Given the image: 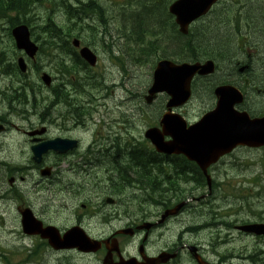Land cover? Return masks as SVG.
Wrapping results in <instances>:
<instances>
[{
  "label": "rangeland",
  "instance_id": "rangeland-1",
  "mask_svg": "<svg viewBox=\"0 0 264 264\" xmlns=\"http://www.w3.org/2000/svg\"><path fill=\"white\" fill-rule=\"evenodd\" d=\"M94 1H97L106 9L105 13H103V24L100 22L98 14L92 18L88 17V20L82 19L83 15L71 9L66 0H59L57 5L51 3L52 1L50 0H43L41 3L36 2L37 5L35 3V7L37 6L38 9L34 7L35 13L27 14L26 19L28 20V26L31 27V34L38 36L35 38L40 48V51L32 61L26 59L28 71L25 73V78L34 84L36 91H40L34 102L36 112L32 113L27 119L21 116L22 119H20L17 117L18 115L7 116L8 104L19 109L24 106L16 103V98L9 101L3 99L5 92L9 95V90L18 85L19 82L16 75L11 74L10 71H3H5L8 63L12 64L10 69L13 70L16 60L23 54L14 46L8 19L0 18V58L2 60L0 61V110H2L0 115L6 114L7 122H14L16 125L27 128L30 124H38L37 122L40 121L39 113H42L43 116L46 114L44 117H49L47 120H54L61 126L57 127V125L52 123L48 137H55L56 135L72 137L79 139L81 143L78 150L74 149L68 154L45 158V166L51 165L52 169L50 172L54 174L51 179H48V182L42 179L37 171L31 169L29 172L24 173V180L27 181L26 185L20 183L21 181L18 177L15 183V185L17 184L16 186H20L17 188L18 190L13 192L8 189L0 196V264H101L102 254H98L95 257L76 252L55 251L47 244L41 243L38 237L26 235L21 230L20 216L17 212L18 206L29 207L35 216L45 222V224L55 225L60 230L72 225H81L88 230L90 236L105 238L114 229L124 226L128 221H137L146 217L151 218L152 221L156 220L160 209L158 202L162 201L160 200L161 194L167 199L170 196L181 194L183 190H190L195 185L193 179L191 182L185 181L181 183L177 179L176 181L180 183L183 190L176 189L168 194L160 192V196L152 195L150 196L151 199L146 201L147 195L140 190H136L135 186L112 185L110 183L113 172L111 176L109 169L111 167L108 165L109 157H104V161H106V164H104L101 154H110L111 151L114 153L117 148V146L115 147L117 140L124 138L128 130L131 131L132 136L135 138H141L146 129L156 121L159 122L160 115L165 111V104L168 99L166 95L158 94L153 101V97H150V94L147 93L150 90L149 87L156 62L166 57L176 63H181L188 61V53H180L181 51L175 50L177 44L174 38L180 37L175 33L176 30L169 21L168 27L166 26L170 29V32H167L168 37L165 34L166 27L160 28V25L151 26L149 34L143 38V43L133 45L136 46V52L129 50L128 45L133 42L130 41L128 45L126 44L124 32L132 31V26L134 25L132 10L137 6L135 2H140V0ZM172 1L159 0L161 6L159 5V8L156 9L163 12L164 7L166 6L167 8ZM226 1L228 2L227 6L237 3V0ZM258 1V4L262 3L260 2L262 0H257L256 4ZM73 5L76 6L75 3ZM236 9L237 5H235L233 10L231 9L227 12L228 19L222 21L224 31L228 32L226 21L235 20ZM147 10L155 9L146 6L144 13L149 12ZM47 11L51 15H47ZM47 17H50L63 31L60 29L55 30L54 28L52 31L44 30ZM109 18L110 21L108 20ZM210 19H212V16L194 23L191 28L192 31L194 32L195 29L199 31L208 24L218 21V19H215L201 26L205 20ZM161 20L165 21L164 19ZM67 24H74L72 30L68 29ZM102 28L106 31L108 38H110L105 41V44L109 46L111 43L110 46L114 48L115 42L120 40V47L124 50L127 60L124 59V63L121 65L125 69L124 72H121L118 67H112L110 75L104 79L105 84L114 80L118 81L117 85H111L108 89H105L102 83L94 79L88 69H82L80 65L70 62L72 57L69 53L72 50L67 48L64 43L68 39L77 38L84 44L92 45L97 42L96 35H98V31L99 36H101ZM172 30H175L174 33ZM63 33L68 36L63 37ZM237 36L235 31V36L232 34L234 42L230 52L233 59L236 58L235 44ZM32 38L34 39L33 35ZM134 39L136 40V38ZM140 48L146 49V51L143 50L144 53L148 52L147 61L142 64L133 63L131 58L138 54L139 56L142 55ZM96 49H98L101 60H104V57H106L105 50L97 46V44ZM58 64H64L74 71L73 73H66L71 82L76 81V83L82 85L81 82L83 80L80 79L90 76V80L82 85L84 93L88 91L89 98L73 92L72 83L66 80L65 75H57L59 73H56L55 70L58 69ZM101 64L106 63L102 61ZM224 64L219 67L222 72L218 73V75H222V79L224 78ZM41 72L51 75L53 78L52 83L55 82L53 87L57 89V95L52 92L50 94L49 88H45L40 81ZM57 82L64 84L65 91H69L72 95V97L68 98H74V101L77 102L74 103L75 105L68 106L60 103L57 106L54 103L59 96H62V94L58 93V86L55 85ZM23 84L24 80L22 81ZM22 85L16 87L20 88ZM202 90L198 89L196 94ZM147 94L150 97L147 103L150 104H146L144 100V96ZM77 95L80 96L75 98ZM19 102L22 103V101ZM202 103L203 101H199L198 98H193L187 107L188 112L194 115L198 106ZM4 104H6L5 109H3ZM26 106L28 113H31L29 105ZM79 106L85 109H79ZM74 107L78 108V115H81L83 120L89 119L85 122V125L77 123L81 120L77 118V111H74ZM81 110L85 111L83 115ZM10 134L14 136H10ZM18 139V135L12 131L7 132V134L0 133V160L7 161L15 169L19 168L16 166L26 167L33 165V162L31 163L29 159L31 154L25 146V140L19 141ZM117 144L119 149L125 146L123 140L118 141ZM86 148L87 150L84 154L80 153V149L84 151ZM110 148H112L111 151ZM234 154H237V156L227 157L226 161L235 164L236 167L225 171L224 175H228L230 180L222 177V188L220 189L221 193L227 195V198L218 205L222 209L218 216L227 225L222 227L221 233L218 231L217 234H213L211 239L208 240V242L212 241L218 235L222 238V244L216 246L218 255L214 254V256H211L209 252L208 258L211 262L218 263V258L223 256L224 261L221 264H264V235L257 237L252 234H240L233 226H229V224L242 225L249 221L264 223V153L262 151H247L243 148ZM79 161L80 163H78ZM101 161H103L102 164ZM12 172L13 170L9 172L8 169L0 168V182L4 183V186H7L6 180L13 174ZM81 176L86 177V179L82 181ZM129 177L131 178L133 175L130 174ZM39 179L42 184L37 183ZM51 180L59 181L51 182ZM100 180L102 181L100 182ZM167 182L169 185L171 182L172 186L178 187L170 179ZM113 183L116 184L117 182ZM117 186L122 188L119 193L113 191ZM181 186L178 188H181ZM241 188L245 190L243 193L248 195L246 200L232 197L238 196V193H240L238 189ZM205 192L206 188L203 184L199 191L192 194L194 200L190 202V207L188 206L178 219L170 221L160 231L165 246L177 240V234L185 223L194 224L201 220L208 221L205 214L206 201L203 200ZM5 193H9V195L14 193L15 195L10 199L9 196L4 195ZM107 196L116 199L114 200V205H105L104 199ZM83 204L86 207H83ZM98 209L105 211L102 213L103 215L98 214ZM104 213L113 214L114 216L105 223L103 217L106 215ZM127 213L129 218L128 215H125ZM211 213L212 218H214L215 212L213 208ZM78 220H80L79 223L77 222ZM208 233L209 231L201 232L197 236L186 234L181 236L179 241L183 244L200 243L203 239L210 238ZM157 234L158 232L154 231L152 235L154 248L161 246L160 243H157ZM128 242L125 241V244ZM259 251L263 252V254L258 256V260L252 262L247 259L249 254H256ZM188 260L189 258L184 256L182 263L189 264Z\"/></svg>",
  "mask_w": 264,
  "mask_h": 264
},
{
  "label": "flooded vegetation",
  "instance_id": "flooded-vegetation-1",
  "mask_svg": "<svg viewBox=\"0 0 264 264\" xmlns=\"http://www.w3.org/2000/svg\"><path fill=\"white\" fill-rule=\"evenodd\" d=\"M256 1L257 0H238L237 9H236V17H235L236 21L235 20L229 21V22L226 21V29L228 30V32H230L231 34L235 36V31H236V34L238 35L236 44H235V49H236L235 57L236 58L233 59L231 55V59H230V62L233 61V65L231 66V68L228 66V64L217 62V60L212 56H202L199 58V56L195 55L197 57H193L195 60H200V61L213 60L216 63V65H214V69L211 72L206 73V74H196L191 81L192 99L196 97L199 99V101H203V103L198 106V109L196 110L194 115L188 112L187 110L188 104H185L177 109L179 114L188 118V120L191 119L192 121L189 120L190 122H194L196 121L197 118H200V116H202L203 114L213 111L215 109L216 102L218 99V96L216 95L215 91L221 86L228 85L232 88L230 90H227L224 96L226 100L228 101V103L232 105V109L239 114L243 113V114L248 115L250 119L261 118L262 120H261V124L259 125V129L264 131V32H263L264 31V10H263L264 4L263 3L258 4L259 1L256 4ZM261 12H263V14ZM207 22L209 21H205L203 23L206 24ZM197 34L195 35L193 34V36L195 37L197 36ZM223 64L226 70L224 69V78L222 79L221 78L222 75L221 74L218 75V73L220 71L222 72V70H219V67ZM52 81H53V78H52ZM54 83L55 82H53L49 86L50 94L51 92L54 93L53 92V90L55 89L53 87ZM55 85L58 86L59 84H55ZM198 89H203V90L200 91L198 94H196ZM8 113L14 114L15 116L18 115L17 117L22 119L20 117L21 116L20 109L16 106H12L9 109ZM1 117H0V121L2 120L1 123L5 125L4 127L5 131L2 133L7 134V132H11V131L14 132L15 134L18 135L19 141L25 140L26 142L25 146L27 147V149H29L33 144L36 143L34 140L39 139L37 135L33 137L29 136L28 132L36 130L38 124H40L42 121H38L37 122L38 124H34V125L30 124L29 127L24 128L19 125H16V123L14 122H6L7 120ZM24 119H27V118H24ZM47 119H49V117L46 119H42L43 124L45 126L44 130L46 132L45 133L46 136L44 137V139H53L55 137H58L57 135L55 137L47 136L52 123L53 125H57V127H61L54 120H47ZM77 123L81 124L80 121H78ZM219 134L220 133H219L218 127L209 128L208 135L210 139H212L215 136H218ZM10 136H14V135L10 134ZM10 140H12V138H10ZM210 145L212 147L215 146L212 143ZM243 148L246 149L247 151H262L264 153V144L259 145V146H250L249 144L248 145L246 144L238 145L234 149H232V151H230L229 153L220 155L214 161L207 163L206 173L208 175V178L203 174L202 170L198 167V165L195 162L189 161L184 156H175L177 160L183 163L182 165L184 166V171L189 173L188 175L189 182H191V180L193 179L195 181V185L192 186L190 190H183V187L181 186V188L178 189L180 191L183 190L181 194L176 195V196H170L167 199L164 198L165 201L162 204H160L159 214L156 219L157 221L151 222L152 225L150 226L148 230L138 229V226L143 224L144 221H146L147 219H151L147 217L144 221H142V218H141L140 220H137V221H132V222L128 221V223H126L124 226H121V228H126V227L132 228L133 234L131 236H124V235L116 236L118 238L117 241L119 243V246L122 247L121 248L122 251L119 254V257L120 256L124 258L134 257L136 260L141 262L143 259H147V257H157L160 259V254L167 252V253L175 254V257L167 261L166 264H184L182 263V259L184 258V256H187L189 258L188 260L189 264H197L195 261V257H198L200 260L204 261V264H221L224 261L223 256L220 257V261H218V263H213L208 258L210 249L212 247L220 246L222 244V238H220L221 236L218 235L214 239H212V241H209V242L208 240L211 239L213 234H217L218 231L221 233L222 227L227 225V223L223 222L220 216H218V214L221 213L220 211L222 210L218 205H220L222 201L225 198H227V195L221 193L220 191V189L222 188V177L223 179L227 180L228 175H224L225 171L229 169H235L236 167L235 164L228 163L226 161V158L230 156L236 157L237 154H234V153L237 151H240ZM111 150L112 148H110V151ZM215 152H216L215 148H212L211 155H214ZM110 154L103 153L101 154V156L103 160H104V157H109L108 165L111 167V169L109 168L111 172V176L113 172L112 178L121 186H135L136 187V185L133 182H131V178L129 176L130 174H139L140 172H143V167H144L143 159L142 158L140 159L138 155H134L129 159V161H126V158L122 154V152L117 154L116 152L112 153L111 151ZM54 155L55 154L53 152L49 151L46 155V158L47 157L53 158ZM173 156L174 155H172L171 158ZM137 158L139 162L141 161L142 162L139 163L137 161ZM167 158L171 160L170 157H167ZM101 164H102V161H101ZM104 164H106V161H104ZM126 165L129 166L130 169L129 167L126 168L127 167ZM140 165L143 167H141ZM48 167L50 168V170L52 169L51 165H48ZM35 168H38V166L36 165ZM118 171L121 174L123 173L124 175L123 174L121 175ZM53 175L54 174H51V177H53ZM125 175L128 177H126ZM112 178H110L111 184H113L112 181H114ZM81 179L82 181H84L86 177L81 176ZM54 181H59V180H51V182H54ZM101 181L102 180H100V182ZM148 182L145 183L143 186L150 185L151 187H154L160 184L159 182H155V181H148ZM203 184L205 185V188H206V192L203 194L204 196L203 200L206 201L207 207H205L206 208L205 214L207 216L208 221L201 220L200 222H196L194 224L185 223L187 225L185 224L184 226L182 225V228L179 231V236L181 237L186 234L197 236L201 232L209 231L208 234L210 238L203 239L202 241L203 244H200L201 241L200 243L183 244V243H180L179 241L180 239H179L176 242H173L172 244L165 246L163 239H162V233H160V231H162V229L170 221L178 219L179 216L182 215L184 210H186V208L188 207L187 205L189 203L184 204V206L181 208V210L176 216L167 217L164 220V222L160 224L161 214L164 212L165 209L173 205H176L182 201H185V200L193 201L194 197L192 194L199 191L203 187ZM6 185L7 186H4V183L0 182V195H2L8 189H11L14 192V191H17L18 187H20V186L11 185L8 182ZM104 203L105 205H107L106 199H104ZM169 204H172V205L169 207L165 206ZM83 207H86V206L83 204ZM212 208H213V211L215 212L214 218H212V213H211ZM104 215H106V218L108 220H111L114 216L113 214H109V213L107 214L104 213ZM128 218H129V215H128ZM216 221H220V222H216ZM77 222L79 223L80 220H78ZM253 222H257V221H253ZM232 226L236 230V227H235L236 224L234 225L232 224ZM116 230L118 229H114L111 233L108 234V236H106L105 239L112 240L115 237L113 233ZM154 231L158 232L157 243H160L161 245V246H158L157 248H154V246L152 245L153 242H152L151 237ZM236 231L239 232L240 234H244L238 230ZM125 238H129L127 241L137 238V243L129 246L130 249H126V251L124 249L126 248L127 244H123V241L125 240ZM191 246L195 247L194 253H189L188 251V248ZM102 250H103L102 252L100 251L99 253L94 254V256L96 257L98 254H102L104 256L105 249H102ZM72 252H76V251H72ZM214 253L218 254L215 250H214ZM258 256L259 255H256V254H249L247 256V259L249 261L255 262L256 260L259 259Z\"/></svg>",
  "mask_w": 264,
  "mask_h": 264
},
{
  "label": "water",
  "instance_id": "water-1",
  "mask_svg": "<svg viewBox=\"0 0 264 264\" xmlns=\"http://www.w3.org/2000/svg\"><path fill=\"white\" fill-rule=\"evenodd\" d=\"M215 1L216 0H177L169 7V10L175 15V21L179 25L180 31L185 33L187 31V25L196 17L204 14L209 9L211 4ZM12 35L14 36L16 47L20 50H23L29 57H33L37 50V46L30 40L28 28L25 25H19L12 30ZM81 53L84 58L94 61V57L87 49H82ZM18 64L20 69L24 71L25 65L21 59H19ZM212 66L213 63L211 61H208L204 65H201L199 63H182L178 65L168 60H162L158 63L157 67L154 70L153 85L151 87L150 94L153 95L157 91H165L171 97L169 101L170 105L174 106L182 104L188 99L190 95V80L194 73L197 71H210L212 69ZM42 79L45 83H48L49 78L47 75H43ZM227 90L230 89L222 88L218 91H221L223 92L222 94H224L227 92ZM218 109H221L222 111L227 110V104L220 100ZM212 115L213 114L206 115L202 119L200 124H206V122ZM225 116L228 118L232 117L228 113H226ZM214 117L215 116H213L212 121H215ZM237 120L238 118L234 117L230 120L225 121V125L227 126L228 131ZM260 122L261 120H254L250 123H241L245 136L239 134L230 135L229 142L236 141L237 143H240L250 141L251 144H255V141H257L258 143H262L264 131H258ZM146 136L150 137V139H152V142L156 146H158V148H160V134L156 129L148 130L146 132ZM203 142L205 144L204 140ZM204 147V145L201 146V148ZM45 148L46 147L44 146L36 147L35 149L33 148L35 155L34 157L37 160H39V157L45 151ZM204 149H206V147ZM199 153L200 152L197 150L196 154L199 155ZM195 159L198 160V163H200V158ZM21 215V223L24 232L40 234L42 237H46L49 240V243L55 248H70L74 246H77L83 250H95L98 248V244L96 242L91 243L90 241L82 238V233H79V230L77 228L69 230L63 235V237H60L57 229H55L54 227L47 226L43 228L41 222L37 221L32 216L29 209L21 211ZM243 229H251L256 233L264 232V229L252 225L248 228L244 227ZM164 260L165 259L163 257H160V262ZM107 262L111 261L105 259L104 264H107Z\"/></svg>",
  "mask_w": 264,
  "mask_h": 264
},
{
  "label": "trees",
  "instance_id": "trees-1",
  "mask_svg": "<svg viewBox=\"0 0 264 264\" xmlns=\"http://www.w3.org/2000/svg\"><path fill=\"white\" fill-rule=\"evenodd\" d=\"M33 1L34 0H0V18L6 17L8 19L9 24L11 25L17 24L20 22L28 24V20L26 19V16L31 11ZM53 3L57 4L59 3V0H53ZM90 3H91L90 0L85 2L84 9L86 8L87 5H88L87 7H90ZM262 3L264 4V0H262ZM94 4L95 3H92L91 5H94ZM91 7L93 8V10L95 8L96 10L101 11L99 6H91ZM224 10H228V9L224 8ZM147 11L149 12H146L144 14L135 15L134 25L132 26V31L124 32V38H125L126 44L128 45L130 41L133 42L128 45V49L129 50L131 49V51L133 52H136V46H133V45H135L136 43L138 44L143 43V32L144 31L150 32L149 29L151 28V26H156V25H160V28L166 27V26L168 27V20L167 18H165L164 13L161 12V10L155 9V10H147ZM261 13L263 14V12ZM223 18L224 16H222L221 14L214 15L213 19H210V20L218 19V21H214L208 24L207 26H205L203 29H200L199 31L195 29V31L192 33L194 35L198 33L197 36L195 37L192 35L187 38L185 36L183 37L181 35H178L180 38H174L175 39L174 41L177 44V48H175V50L181 51L180 53L187 52L190 55V57H195V55L212 56L217 60V62L228 64V66L231 68L232 62H230V59H231L232 54H230V52L233 46V38L229 32L223 30V23H222V21H224ZM161 19H164L165 21ZM50 24H51L50 21L47 20L45 22L44 30L52 31V28H54L55 30L59 29L57 25L55 27L53 23L52 25ZM167 27L165 29V34H167V32H170V29ZM172 32L174 33L173 30ZM133 37L136 38V40ZM167 37H168V34H167ZM143 50L144 49L140 48V51H142V55L139 56L138 54V55H135V57L131 58L133 63L142 64L147 61L148 52L144 53ZM0 57H1V54H0ZM10 65L12 64L8 63L6 65L5 72L10 71L12 74L19 77L20 75L18 74V71L16 70V68H13V70L10 69ZM33 85H34L33 83H30V86H33ZM25 91H27V89L20 90V92L18 93L19 96L17 97L18 100L22 101L26 99ZM11 98L12 97H8V99H11Z\"/></svg>",
  "mask_w": 264,
  "mask_h": 264
},
{
  "label": "bare ground",
  "instance_id": "bare-ground-1",
  "mask_svg": "<svg viewBox=\"0 0 264 264\" xmlns=\"http://www.w3.org/2000/svg\"><path fill=\"white\" fill-rule=\"evenodd\" d=\"M29 2H30V1H29ZM25 5H26V4H25ZM90 5H91V3H90ZM87 6H88V5H87ZM87 6H86V7H87ZM20 11H21V10H20ZM247 15H248V14H247ZM81 16H82V15H81ZM83 17H84V15L82 16V18H83ZM261 17H262V16H261ZM262 18H263V17H262ZM240 19H241V18H240ZM235 20H236V19H235ZM247 21H248V20H247ZM237 22H238V21H237ZM245 22H246V21H245ZM257 26H258V25H257ZM259 27H260V26H259ZM249 28H250V27H249ZM255 28H256V27H255ZM254 30H255V29H254ZM234 31H235V30H234ZM263 32H264V31H263ZM263 32H262V33H263ZM231 36H232V34H231ZM259 38H260V37H259ZM199 42H200V41H199ZM262 43H263V42H262ZM175 46H176V45H175ZM254 46H255V45H254ZM201 47H202V46H201ZM201 47H200V48H201ZM223 47H224V46H223ZM235 50H236V49H235ZM208 52H209V51H208ZM234 52H235V51H234ZM222 53H223V52H222ZM211 54H212V53H211ZM224 54H225V53H224ZM228 54H229V53H228ZM233 54H234V53H233ZM235 54H236V53H235ZM239 55H240V54H239ZM234 56H235V55H234ZM242 58H243V57H242ZM224 59H225V58H224ZM225 61H226V60H225ZM242 61H243V60H242ZM230 64H231V63H230ZM255 64H256V63H255ZM6 65H7V64H6ZM253 65H254V64H253ZM4 67H5V66H4ZM241 67H242V66H241ZM236 76H237V75H236ZM233 78H234V77H233ZM256 78H257V77H256ZM216 84H217V83H216ZM211 85H212V84H211ZM18 96H19V95H18ZM23 99H24V98H23ZM47 108H48V107H47ZM59 109H61V108H59ZM77 114H78V113H77ZM63 115H64V114H63ZM76 116H77V115H76ZM43 119H44V118H43ZM45 119H46V117H45ZM110 155H111V154H110ZM119 155H120V154H119ZM117 157H118V156H117ZM82 158H83V157H82ZM113 159H114V158H113ZM109 160H110V159H109ZM103 161H104V160H103ZM103 161H102V162H103ZM114 161H115V160H114ZM137 161H138V158H137ZM140 161H141V160H140ZM117 162H118V161H117ZM117 162H116V163H117ZM138 162H139V161H138ZM141 162H142V161H141ZM141 162H139V163H141ZM120 163H121V162H120ZM122 163H123V162H122ZM111 164H112V162H111ZM117 164H118V163H117ZM137 164H138V163H137ZM142 164H143V163H142ZM123 165H125V164H123ZM123 165H122V166H123ZM129 165H130V164H129ZM88 166H89V165H88ZM126 166H127V165H126ZM140 166H141V165H140ZM143 166H144V165H143ZM143 166H141V167H143ZM128 167H129V166H127L126 168H128ZM132 168H133V167H132ZM110 169H111V168H110ZM121 169H122V167H121ZM121 169H119V170H121ZM129 169H130V167H129ZM139 169H140V168H139ZM116 170H117V169H116ZM133 170H134V169H133ZM126 171H127V170H126ZM126 171H125V172H126ZM118 172H119V171H118ZM122 172H123V171H122ZM119 173H120V172H119ZM126 173H127V172H126ZM131 173H132V172H131ZM120 174H121V173H120ZM122 174H123V173H122ZM122 174H121V175H122ZM123 175H124V174H123ZM125 176H126V175H125ZM121 177H122V176H121ZM126 177H128V176H126ZM168 180H169V179H168ZM199 180H200V179H199ZM127 182H128V181H127ZM124 183H125V182H124ZM129 183H130V182H129ZM148 183H149V182H148ZM49 186H50V185H49ZM109 186H110V185H109ZM3 190H4V189H3ZM17 190H18V189H17ZM2 195H3V194H2ZM4 195H5V194H4ZM0 196H1V195H0ZM1 198H2V197H1ZM220 212H221V211H220ZM216 218H217V217H216ZM202 226H203V225H202Z\"/></svg>",
  "mask_w": 264,
  "mask_h": 264
}]
</instances>
